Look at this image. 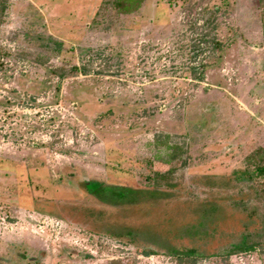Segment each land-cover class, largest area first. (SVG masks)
Returning <instances> with one entry per match:
<instances>
[{
    "label": "rangeland",
    "instance_id": "374dc122",
    "mask_svg": "<svg viewBox=\"0 0 264 264\" xmlns=\"http://www.w3.org/2000/svg\"><path fill=\"white\" fill-rule=\"evenodd\" d=\"M260 12L257 0H146L129 16L108 0H8L0 264H264L262 248L180 261L115 237L127 224L172 235L198 206L190 197L208 192L202 177L264 147ZM170 167L187 173L184 194L136 208L102 204L82 184L143 188Z\"/></svg>",
    "mask_w": 264,
    "mask_h": 264
},
{
    "label": "trees",
    "instance_id": "16d2710c",
    "mask_svg": "<svg viewBox=\"0 0 264 264\" xmlns=\"http://www.w3.org/2000/svg\"><path fill=\"white\" fill-rule=\"evenodd\" d=\"M108 2H111L117 15L129 16L137 13L146 0ZM257 2L261 9L264 43V0ZM7 3L8 0H0V16ZM219 10L221 9L217 7L212 10V20ZM215 47L220 49L221 43L215 40ZM58 74L65 76L63 72ZM199 78L203 79V75ZM173 160H177L175 156ZM186 176L187 173L180 171L179 167H170L165 172L154 171L148 177L149 186L143 188L110 185L102 180H86L82 184L87 194L102 204L113 208H136L169 193L184 194L182 184ZM202 178L208 182V192L204 193L206 196L203 194V197H190L189 202L198 206L193 212L188 211L183 221L179 219L181 222L178 225L171 227L172 235L164 238L163 230L157 231L148 227L132 229L127 224L124 227H115L120 230L115 237L137 243L143 255H164L180 261L264 249V147H258L249 153L243 164L228 174H209Z\"/></svg>",
    "mask_w": 264,
    "mask_h": 264
},
{
    "label": "flooded vegetation",
    "instance_id": "af4514ba",
    "mask_svg": "<svg viewBox=\"0 0 264 264\" xmlns=\"http://www.w3.org/2000/svg\"><path fill=\"white\" fill-rule=\"evenodd\" d=\"M41 213H44L49 216H54V217H60V214L56 211H51V210H46V209H40Z\"/></svg>",
    "mask_w": 264,
    "mask_h": 264
}]
</instances>
